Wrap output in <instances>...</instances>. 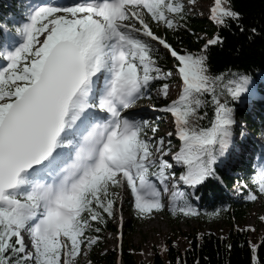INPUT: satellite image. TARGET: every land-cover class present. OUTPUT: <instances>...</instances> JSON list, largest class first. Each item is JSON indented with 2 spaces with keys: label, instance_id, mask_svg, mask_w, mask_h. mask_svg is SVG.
<instances>
[{
  "label": "snow or ice",
  "instance_id": "obj_1",
  "mask_svg": "<svg viewBox=\"0 0 264 264\" xmlns=\"http://www.w3.org/2000/svg\"><path fill=\"white\" fill-rule=\"evenodd\" d=\"M184 9L183 0L48 3L31 9L28 22L15 29L22 42L0 51V264H77L99 239L87 235L101 231L92 222L114 217L116 189L130 190L142 217L163 211L169 193L174 214L198 215L188 197L210 178L220 179L216 165L234 146L232 104L245 103L255 84L231 74L223 86L225 77L211 74L209 48L223 43L219 35L199 53H182L154 33L151 22L182 27ZM210 19L228 28L241 15L230 0H214ZM0 30L8 25L0 23ZM153 42L174 58L181 81L179 97L156 109L173 117L179 176L173 163L154 158L168 155L165 140L155 139L158 129L124 115L153 82L174 76L159 66ZM225 94L231 103L222 100ZM157 95L167 99L169 85ZM209 104L213 118L203 127L201 109ZM253 182L264 196V168ZM251 250L259 264L257 247Z\"/></svg>",
  "mask_w": 264,
  "mask_h": 264
},
{
  "label": "trees",
  "instance_id": "obj_2",
  "mask_svg": "<svg viewBox=\"0 0 264 264\" xmlns=\"http://www.w3.org/2000/svg\"><path fill=\"white\" fill-rule=\"evenodd\" d=\"M55 0H0V23L8 25L7 31L0 30V51L15 48L22 42L15 29L28 22L31 9L41 4L53 3ZM231 7L240 13L238 22H230L228 28L217 26L210 17L193 13L184 9V20L180 21L182 27L167 29L163 24L151 22L154 33L164 38L173 48L182 53H199L208 40L219 35L223 43L209 48V69L213 75H223L225 84L231 74H244L249 76L255 84V94L243 104L233 103L236 120L243 129H235L234 146L226 158L216 165L219 180L210 178L195 190L194 195L188 197V203L198 213L196 216H184L175 213L172 209H165L172 222L180 224L186 220L201 223L215 224L224 222L230 226L226 236L209 233L206 235L188 236L189 242L185 250L176 244L168 242L167 252L157 251L151 262L147 264H253L252 246L257 247L255 256L259 264H264V237L258 243L250 239L254 229L250 227L239 228L238 223L245 222L252 216L255 204L247 197L258 192V186L253 182L256 174L264 168V0H230ZM30 6V7H29ZM243 28V31H241ZM255 29V32H253ZM159 48V66L164 71H175V60L167 50L156 42ZM0 63H3L0 61ZM178 77L153 82L145 101L154 106V111L144 115L139 121H147L151 127L159 130L166 126L164 119L169 113L157 111L166 106L167 101H159L152 95L163 84H179ZM223 99H228L225 94ZM166 104H165V103ZM231 103V101H230ZM207 112V117L199 121V125L208 127L213 118L214 108L210 104L201 109V114ZM245 130L249 132L243 138ZM148 135L153 134L149 131ZM261 138L262 142L254 139ZM169 141V140H168ZM171 145L167 147L179 151L181 142L176 137L170 138ZM177 176L183 171L181 167L174 166ZM181 190L191 193L193 190L181 185ZM115 191H120L116 189ZM262 196V195H261ZM198 197V199L196 198ZM264 197V196H262ZM177 205L183 206L179 200ZM125 207L135 213L132 202L117 200L115 215L106 217V224L100 227L99 233L90 230L87 235L99 237L97 243L90 249V260L94 264H144L136 259L130 239L137 233V220L128 219L118 223L119 212ZM218 213V215H217ZM121 234V247L113 251L103 252L107 236ZM191 238V240H190Z\"/></svg>",
  "mask_w": 264,
  "mask_h": 264
},
{
  "label": "rangeland",
  "instance_id": "obj_3",
  "mask_svg": "<svg viewBox=\"0 0 264 264\" xmlns=\"http://www.w3.org/2000/svg\"><path fill=\"white\" fill-rule=\"evenodd\" d=\"M55 2L59 4H66V0H55ZM185 8L193 13L201 14L205 17L211 16V8L214 6V0H183ZM42 39V38H41ZM173 77H178L175 75V71ZM179 78V77H178ZM181 91V82L179 84L171 85L169 87V96L167 99H164L162 96L157 95V91L152 92V95L157 98L159 101H167L165 104H170L173 100L177 99L180 95ZM165 107V106H163ZM154 111V106L145 101V99H140L136 102L134 107L128 109L124 112V115L129 119L140 120ZM166 122V126H163L156 136V140L163 138L165 140V151L168 152V155L164 156L162 153H155L154 158L159 159L163 158L168 160L170 163L174 164L172 157L176 154L175 149H171L168 151V140L171 137L175 136V124L173 117L168 114L164 119ZM237 128L239 130L243 129L242 125L237 121ZM173 133L172 136H169L168 133ZM250 135L247 130H245L242 137ZM256 140L262 142L261 138L253 137ZM174 166H176L174 164ZM177 168L179 166H176ZM158 183V182H157ZM120 194L121 200H128L132 202L134 207L133 197L131 196L130 190L126 187L124 189H120L118 191ZM170 194H167L163 197L165 203V209H173V206L170 204ZM257 196L255 201L252 203L255 204V208L253 209L252 216H250L245 222L238 223L237 226L239 228L250 227L254 229V233L251 234L250 239L254 243L260 242V240L264 237V197L260 194L253 193ZM124 208L119 212L118 223L128 219L137 220L138 227L137 233L130 239V244L133 249V253L138 260V262H142L147 264L151 262L154 258V255L157 251L162 253L167 252L166 245L168 242L176 244L180 247L181 250H185L186 246L189 242V235H206L209 233H213L215 235L226 236L230 231V226L224 222L218 223H201L194 220H186L181 222L180 224H176L172 222L167 214L164 213V210L159 213H153L150 216H140L137 212L133 213L129 210L128 207L123 206ZM191 240V238H190ZM121 247V234H110L107 236L106 244L104 245L103 252L113 251L119 249ZM90 250L85 249L80 257L77 258V264H94L90 260Z\"/></svg>",
  "mask_w": 264,
  "mask_h": 264
}]
</instances>
